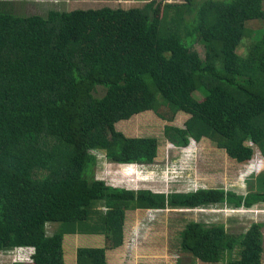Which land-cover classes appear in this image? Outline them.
<instances>
[{"label":"trees","instance_id":"trees-1","mask_svg":"<svg viewBox=\"0 0 264 264\" xmlns=\"http://www.w3.org/2000/svg\"><path fill=\"white\" fill-rule=\"evenodd\" d=\"M13 1L27 0H0V252L33 248L29 264H66L69 226L92 221L88 232L104 235L106 245L79 248L77 264H108L107 248L122 244L127 209L264 203V171L257 191L244 196L221 188L134 190L92 172L104 150L111 162L155 160L157 137L116 127L148 110L168 121L180 111L191 115L185 127L165 126L175 146L208 137L237 163L251 160L254 147L264 156V0L201 4L186 34H199L204 58L185 43L183 12L170 13L179 9L174 3L51 9L44 17L13 13ZM257 19L263 24L240 55L247 23ZM261 166L253 163L247 173ZM262 226L233 235L222 224L191 221L181 252L206 264L236 252L225 264H261Z\"/></svg>","mask_w":264,"mask_h":264},{"label":"rangeland","instance_id":"rangeland-1","mask_svg":"<svg viewBox=\"0 0 264 264\" xmlns=\"http://www.w3.org/2000/svg\"><path fill=\"white\" fill-rule=\"evenodd\" d=\"M205 1L207 0H173L179 9L176 7L170 10L171 15L176 14L177 10L183 12V21L179 26L182 37L185 43L194 47L202 58L205 57L206 52L199 34L195 32L189 36V33L188 35L186 33L189 27L187 23L193 20L198 8ZM13 2V8H9L17 15H41L44 17L51 9L71 10L102 6L127 8L144 4V1L139 2V0H27ZM188 4L192 5L184 6ZM262 24L263 21L260 19L247 23L250 32L242 39L237 48L240 55L247 53L251 32L257 31ZM196 96L202 98L203 94L197 92ZM190 116L189 113L180 111L174 120L168 121L159 117L153 110H148L129 119L120 120L116 127L127 136L157 137L159 141L157 156L151 163H119L107 159L105 150L100 151L97 156V165L92 171L95 179L105 180L114 186L135 190L150 189L165 194L188 192L195 189L222 188L244 196L249 192L257 191V176L264 171V156L256 147H254L252 159L241 164L229 158L225 151L220 150L217 144L208 137H204L198 142L191 141L186 147L175 146L170 141L165 134V126L185 127V122ZM253 163H259L262 166L258 171L252 169L247 173L246 169ZM129 164L138 168L144 177L126 174L122 165ZM99 210L105 212L106 208L102 206L99 207ZM125 215L123 240L121 246L118 247H121L119 258L125 257L121 264H206L192 256L183 255L181 252V232L191 221L222 224L226 231L233 235L243 234L252 223L263 224L260 232L263 248L261 264H264V203L250 209H232L226 204L194 210L171 207L127 209ZM73 225L76 228L72 227L71 229L69 226L68 232H73V230L88 232L92 231L94 226L92 221ZM83 244H87L83 246H90L88 244L91 243L85 240ZM110 250L113 248H107L106 257ZM31 251V249H15L12 252L0 253V264H29ZM229 256L224 257L218 264H225L228 258L230 260L238 258L236 252Z\"/></svg>","mask_w":264,"mask_h":264},{"label":"crops","instance_id":"crops-1","mask_svg":"<svg viewBox=\"0 0 264 264\" xmlns=\"http://www.w3.org/2000/svg\"><path fill=\"white\" fill-rule=\"evenodd\" d=\"M144 1V3L149 2L151 0H139V2ZM164 3H175L173 0H162ZM138 2V1H133ZM140 209V208H138ZM143 209V208H141ZM147 209V208H145ZM85 240H88L91 244H88L90 246H83L87 244H83ZM106 245V238L104 235L100 233H93V232H66L64 236V255L66 264H77V251L81 247H104ZM121 248V247H120ZM120 248H116L113 250H110L107 258L108 264H121L125 257L119 258L120 255ZM31 249L32 255L34 254L33 248H27ZM12 252V251H9ZM0 253H8V252H0ZM31 255V256H32ZM31 261V257H30Z\"/></svg>","mask_w":264,"mask_h":264},{"label":"clouds","instance_id":"clouds-1","mask_svg":"<svg viewBox=\"0 0 264 264\" xmlns=\"http://www.w3.org/2000/svg\"><path fill=\"white\" fill-rule=\"evenodd\" d=\"M222 189V188H221ZM135 190V189H134ZM137 190V189H136ZM196 190H198V189H195L194 191H196ZM199 190H201V189H199ZM224 190V189H223ZM226 191V190H225ZM189 192V191H188ZM242 208V207H241ZM243 209H245V208H243ZM18 249H27V248H18Z\"/></svg>","mask_w":264,"mask_h":264}]
</instances>
